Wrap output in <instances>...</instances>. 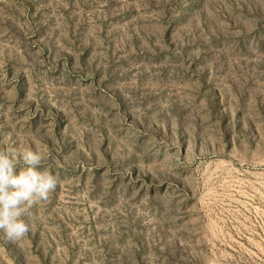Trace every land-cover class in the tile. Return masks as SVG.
Here are the masks:
<instances>
[{
  "label": "rangeland",
  "instance_id": "374dc122",
  "mask_svg": "<svg viewBox=\"0 0 264 264\" xmlns=\"http://www.w3.org/2000/svg\"><path fill=\"white\" fill-rule=\"evenodd\" d=\"M59 178L0 264H264V0H0V149Z\"/></svg>",
  "mask_w": 264,
  "mask_h": 264
},
{
  "label": "clouds",
  "instance_id": "9594fccd",
  "mask_svg": "<svg viewBox=\"0 0 264 264\" xmlns=\"http://www.w3.org/2000/svg\"><path fill=\"white\" fill-rule=\"evenodd\" d=\"M45 159L38 144L0 149V233L10 242L28 234L30 224L25 217L57 189L59 178L44 167Z\"/></svg>",
  "mask_w": 264,
  "mask_h": 264
}]
</instances>
